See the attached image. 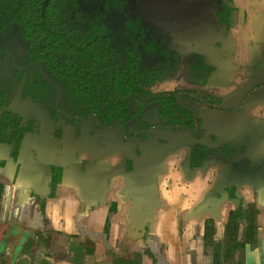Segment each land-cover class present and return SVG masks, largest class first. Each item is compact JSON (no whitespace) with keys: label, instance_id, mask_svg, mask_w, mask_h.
Instances as JSON below:
<instances>
[{"label":"crops","instance_id":"crops-1","mask_svg":"<svg viewBox=\"0 0 264 264\" xmlns=\"http://www.w3.org/2000/svg\"><path fill=\"white\" fill-rule=\"evenodd\" d=\"M211 1L228 20L217 31L200 22L182 43L212 68L220 103L197 108L214 137L199 143L239 147L247 135V154L264 161V0ZM55 127L27 134L16 158L0 144V264H264L257 173L235 181L233 199L221 154L189 169L188 131L153 129L136 146L118 126L88 136L84 124L80 140L74 127L58 140Z\"/></svg>","mask_w":264,"mask_h":264},{"label":"trees","instance_id":"trees-1","mask_svg":"<svg viewBox=\"0 0 264 264\" xmlns=\"http://www.w3.org/2000/svg\"><path fill=\"white\" fill-rule=\"evenodd\" d=\"M43 1L0 0V60L8 53L14 56V64L9 58L0 62V107L6 106L21 88L22 94L44 103L53 121L77 126L80 120L95 115L97 126H108L118 120L126 125L136 120L137 129L142 131L156 125L143 118L145 109L156 106L159 125L184 122L178 125L193 131V123L197 122V129L191 134L195 139L204 137L193 111L183 109L173 93L152 94L149 90L153 82L174 70L178 54L169 49L171 36L143 17L137 8V0H99L95 10L87 9L85 16L75 0H46V4ZM26 10L33 16L37 11L38 16L28 17ZM214 10L221 26L227 17L215 7ZM24 20L31 24L38 21L52 29L50 32L63 31L55 34L60 39L65 37L71 45L61 54L53 51L54 46L48 43L54 41L46 38L37 36L41 45H34L30 37L32 30L22 26ZM67 26L68 33L64 31ZM53 39L56 40V36ZM34 60L41 64L43 73L61 91L57 106V89L44 78L36 64L25 70L18 69ZM208 72L201 57L191 58L192 76L204 83ZM30 73L34 75L32 78ZM31 125L10 112H3L0 117L1 145L12 146L10 153L16 155L24 135L33 131ZM223 149L228 152L232 177L261 171L264 182V164L244 156L243 149L237 156L238 161L233 149L225 146ZM215 154L211 148L196 143L190 153L189 169L200 167L206 158ZM54 175L58 176L57 169H54ZM226 189L229 197L234 198V186L228 183ZM241 216L240 208L231 211L226 229L235 233Z\"/></svg>","mask_w":264,"mask_h":264},{"label":"flooded vegetation","instance_id":"flooded-vegetation-1","mask_svg":"<svg viewBox=\"0 0 264 264\" xmlns=\"http://www.w3.org/2000/svg\"><path fill=\"white\" fill-rule=\"evenodd\" d=\"M75 1L77 2L78 6H80L84 16L87 15V13H88L87 9L93 8V10H95V8L97 7L95 5V3L99 2V0H75ZM208 1H210L211 5H212V1L211 0H208ZM43 3L46 4L47 1L45 0V1H43ZM138 4H139V0H137V8H139L141 10L143 17L147 21L153 23L154 26L157 27L161 32L167 33L171 36L169 49L178 54V61H177V65L174 68V70H172L167 75L162 76L159 80L153 82L149 88L150 92L152 94H159V93H164V92L165 93H168V92L173 93L176 97L177 103L183 109H188V110L193 111L195 119L199 120V122H200L199 124H200V129H201L202 121H201L200 117L197 115V108H199L200 106H204V107L211 108V109L212 108H218L220 103L218 100H216L215 96H212V95H214V94H212V89H210V87L207 86L208 78L212 74V68H210L209 66H207L205 64L204 57L202 55L194 52L193 49L190 48L189 46L187 47V46L182 45L183 41H185L189 38L187 35L188 31L190 32L198 23H195V24L189 26L188 28L180 31L178 34L175 35V34H172L171 31H166L164 29H161L160 26L155 24L152 20L148 19L145 16L144 11L141 9V7H139ZM25 5L27 6V4H25ZM213 9H214V7H213ZM36 10L38 12H40L39 7H38V9L36 7ZM37 11H36V13H34L35 17L38 16ZM26 13H27L28 17H34L32 12H29L28 10H26ZM204 23H207V22H204ZM207 24H209V23H207ZM22 26H25L27 28V30H30V31L32 30L30 37L35 42L34 45H36V46L41 45V43H39L37 41V38H36L37 36H39L40 38L42 37L41 39L46 38L47 41H54L52 43H48V45H53L54 46L53 51H58L60 54L63 51H66V49L71 45L70 42L67 41L65 37H64V39H60L55 34V33H63V31H59V32L51 31L50 32V30H52V29L45 27V26H42L38 21H35V22L33 21V23L31 24V21H25L24 20ZM209 26L212 28V26L210 24H209ZM219 27H220V25H219ZM54 29H57V27H55ZM64 31L66 33H68V26L65 28ZM70 34H68V35H70ZM55 36H56V40L53 39ZM64 36H66V34ZM28 37H29V35H28ZM22 41L25 42L24 36H22ZM30 43H28V44H30ZM194 56L201 57L203 65L209 69V72H208L209 74H208L206 81L204 83L200 82L198 79H196L190 73V60ZM8 58L14 64V56L10 53L6 54L4 56V58L2 60H0V62L4 63V62H6V60ZM34 64L37 65L39 72L44 76V78L46 80H48L49 83L54 88L57 89V97H56V102H55V106H57V104L60 100L61 91L59 90L58 86L45 73H43L42 68H41V64L38 61H36V60L31 61L29 63L24 64L21 67H18V69L25 70ZM33 76H34L33 73L29 74L30 78H32ZM182 80H185L187 82V85H185V87L183 85H181ZM164 81H172L173 84H172V86H169L168 88L157 89L156 85L158 83L164 82ZM22 92L23 91L21 88L18 89V91L14 95L13 99L9 103H7L6 106L0 107V117L3 114V112H10V113L20 117L25 122V124H32L31 127L33 128V131L26 133L24 135V137L27 134L36 133L38 131V129L41 128L44 124H53L54 126H56L53 133H54V137L57 138L58 140L62 137L63 129L65 127H74L75 136H76L77 140H80V138L82 137V135L80 134V127L84 124H91L90 133L88 136H92L95 133V131H103L104 132L106 129L118 126L121 128L122 140L128 139L129 141L135 143L136 146H138L140 143H142L147 138L148 131L153 130V129L173 130V131L185 130V131H188L189 133H191L197 129V126H196L197 122L193 123V124H195L193 131L187 129L183 125H178V124H184V122H181L178 124L175 123L177 125H170V126L159 125L160 121H158V119H157L156 106H152V107L149 106L150 108L145 109L143 112L144 120H146L147 122H150L151 124H156V125H152L151 127L147 128L145 130H142V131H139L137 129L138 122L136 120H132V121L126 123V125L121 120H118L112 124H109L108 126H97V124H99V123H98V119L95 115H90L85 120H80L79 122L76 123L77 126L69 125V123H62L61 121H58V122L53 121L50 118L48 109L44 105V103L36 102L32 96H30L28 94L24 95V94H22ZM207 101L209 104L206 103ZM58 112L61 113V111H58ZM62 124H66V125H62ZM124 130H126L125 134H124ZM202 131L204 132V130H202ZM140 135H143L142 139H140ZM24 137H23V139H24ZM211 137H212V139H210ZM204 138H207L210 141L214 140V137L212 135H205V132H204ZM23 139L21 141V145H22ZM200 139H195V140H197L196 143L201 144V143H199ZM250 139L253 141L255 139V137L251 136ZM244 140H245V142L241 143V145L239 147H236L235 145L229 146L228 144H224L223 147H221L218 150H214L211 148L212 150H214L216 152L215 156L205 159V160H207V159L217 158L219 156V154H221V160L224 161V163H226L228 165L229 175H228V180L225 183V190H226L227 194H228V191L226 189V184L229 183L230 185H233L235 188V181L237 179H239L240 177L246 175V174L257 173L259 175L260 181L263 182V180L261 179L263 173L261 171L246 173V174L241 175V176L232 177V173L230 171V166H229L230 159L227 157L228 152L225 149H223L224 146L226 147V149H230V150L233 149L234 150V157H235V159H237V161L240 159L237 156L241 155V150L243 149L244 150V156L264 164V161L257 160L254 157H251L250 154L249 155L247 154L248 137L245 136ZM196 143H194V145ZM21 145H20V147H21ZM201 145L210 148L207 145H204V144H201ZM20 147H19V149H20ZM6 148H8V150H9V155L12 156L13 158H16L19 150H18L17 154L13 156L10 153L12 146L11 147L6 146ZM189 157H190V155H189ZM204 161H203V163H204ZM188 167H189V162H188ZM196 168H199V167H196ZM235 192H236V190L234 189V195H235ZM228 197H229V194H228ZM239 208L241 209V215L243 216V210H242L241 206H238L237 209H239Z\"/></svg>","mask_w":264,"mask_h":264},{"label":"water","instance_id":"water-1","mask_svg":"<svg viewBox=\"0 0 264 264\" xmlns=\"http://www.w3.org/2000/svg\"><path fill=\"white\" fill-rule=\"evenodd\" d=\"M138 5L148 19L175 35L199 22L209 23L214 31L219 28L208 0H139Z\"/></svg>","mask_w":264,"mask_h":264},{"label":"rangeland","instance_id":"rangeland-1","mask_svg":"<svg viewBox=\"0 0 264 264\" xmlns=\"http://www.w3.org/2000/svg\"><path fill=\"white\" fill-rule=\"evenodd\" d=\"M168 85H169V84H168ZM168 85H167V86H168ZM181 85H183V86L185 87V85H187V82H186L185 80H182V81H181ZM162 89H164V87H163ZM246 136H247V135H246ZM247 137H248V136H247ZM223 162H224V161H223ZM204 216H208V215L205 214Z\"/></svg>","mask_w":264,"mask_h":264}]
</instances>
